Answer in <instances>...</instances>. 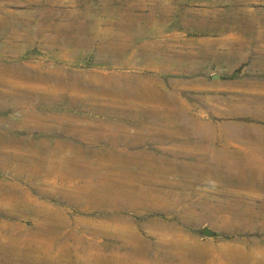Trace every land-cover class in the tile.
Listing matches in <instances>:
<instances>
[{
	"label": "rangeland",
	"instance_id": "rangeland-1",
	"mask_svg": "<svg viewBox=\"0 0 264 264\" xmlns=\"http://www.w3.org/2000/svg\"><path fill=\"white\" fill-rule=\"evenodd\" d=\"M263 152L264 0H0V264H264Z\"/></svg>",
	"mask_w": 264,
	"mask_h": 264
},
{
	"label": "bare ground",
	"instance_id": "bare-ground-1",
	"mask_svg": "<svg viewBox=\"0 0 264 264\" xmlns=\"http://www.w3.org/2000/svg\"><path fill=\"white\" fill-rule=\"evenodd\" d=\"M158 22V21H157ZM137 23H139V22H137ZM154 23V22H153ZM143 27V26H142ZM144 30V29H143ZM143 32V31H142ZM138 33V32H137ZM136 33V34H137ZM148 59V58H147ZM167 59H169V58H167ZM149 60V59H148ZM161 60V59H160ZM155 62V61H154ZM155 64V63H154ZM158 65H160V64H158ZM147 92V91H146ZM145 93V92H144ZM146 94V93H145ZM185 127V126H184ZM191 129V128H190ZM233 130V129H232ZM232 132V131H231ZM236 132V131H235ZM195 133V132H194ZM197 133V132H196ZM238 134V133H237ZM236 134V135H237ZM198 135V134H197ZM235 135V134H234ZM235 135V136H236ZM261 138V137H260ZM257 138H255V140H256ZM247 147V146H246ZM251 148V147H250ZM252 149V148H251ZM253 150V149H252ZM256 150V149H255ZM260 150V149H259ZM257 151V150H256ZM255 151V152H256ZM245 152V151H244ZM264 153V152H263ZM249 154H251V153H249ZM255 154V153H254ZM258 154V153H257ZM253 157H255V156H253ZM260 157V156H259ZM221 159V158H220ZM230 159V158H229ZM158 160V159H157ZM157 160H155V162H157ZM218 160V159H217ZM238 160V159H237ZM237 160H235V161H237ZM258 160V159H257ZM243 161V160H242ZM259 161V160H258ZM155 162H154V164H155ZM263 162V161H262ZM215 163V162H214ZM255 163H257V162H255ZM264 163V162H263ZM152 164H153V162H152ZM153 164V165H154ZM252 164V163H251ZM49 165H51V164H49ZM58 165V164H57ZM156 165V164H155ZM159 165V166H158ZM157 166H153V168H151V165H146V167L145 168H147V167H150L149 169H152L153 171H160L161 169H162V167L160 166V164H158ZM224 165V164H223ZM227 165H229V164H227ZM261 165V164H260ZM226 166V165H225ZM255 166V165H254ZM214 167V166H213ZM52 168V167H51ZM255 168H257V167H255ZM129 169V168H128ZM231 169V168H230ZM233 169V168H232ZM258 169V168H257ZM148 170V169H147ZM146 170V171H147ZM262 170V169H261ZM229 171H231V170H229ZM238 171V170H237ZM209 173V172H208ZM229 173V172H228ZM232 173V172H231ZM234 174V173H233ZM224 178V177H223ZM261 178V177H260ZM123 187V186H122ZM127 189V188H126ZM131 189V188H130ZM124 192V191H123ZM131 192V195H130V198H128V199H132L133 197H144V196H147L148 194H149V190L147 189V188H143V187H139L137 190L135 189V191H130ZM223 192V191H222ZM114 199H116V200H119V198H114ZM114 199H112L113 201H115ZM142 199V198H141ZM111 200V201H112ZM132 200H135L136 201V199H132ZM131 200V201H132ZM143 200V199H142ZM122 202V201H121ZM110 203V202H109ZM113 203V202H112ZM143 203V202H142ZM149 203V202H148ZM123 204H124V202H123ZM136 204V203H135ZM138 204V203H137ZM136 204V205H137ZM132 205V204H131ZM141 206V205H140ZM155 206V205H154ZM142 207V206H141ZM15 208V207H14ZM142 209H143V207H142ZM224 216V215H223ZM201 218V217H200ZM219 218V217H218ZM40 222V221H39ZM213 223V222H212ZM239 223V222H238ZM7 227V226H6ZM45 228H48L47 226L45 227ZM44 229V228H43ZM41 232V231H40ZM4 236V235H3ZM68 240V239H67ZM20 243V242H19ZM6 244V243H5ZM131 246H133L132 244H131ZM21 247V246H20ZM57 247V246H56ZM135 247V246H134ZM92 251V250H91ZM76 252V251H75ZM52 253H54V252H52ZM90 253V252H89ZM76 254V253H75ZM86 255H88L87 254V252L84 254V256H86ZM92 255V254H91ZM90 256V255H89ZM100 255L98 254H96L95 253V257H99ZM57 257V256H56ZM54 258V257H53ZM86 258V257H85ZM91 258V257H90ZM109 258H111L110 259V263H116V261H118V260H120L121 258H122V256H119V255H111ZM82 260V259H81Z\"/></svg>",
	"mask_w": 264,
	"mask_h": 264
},
{
	"label": "water",
	"instance_id": "water-1",
	"mask_svg": "<svg viewBox=\"0 0 264 264\" xmlns=\"http://www.w3.org/2000/svg\"><path fill=\"white\" fill-rule=\"evenodd\" d=\"M212 233V230H210L209 228H204L202 231V234L205 236H210Z\"/></svg>",
	"mask_w": 264,
	"mask_h": 264
}]
</instances>
